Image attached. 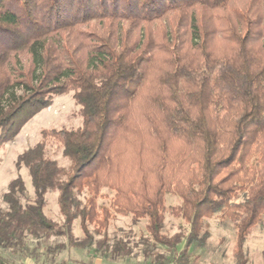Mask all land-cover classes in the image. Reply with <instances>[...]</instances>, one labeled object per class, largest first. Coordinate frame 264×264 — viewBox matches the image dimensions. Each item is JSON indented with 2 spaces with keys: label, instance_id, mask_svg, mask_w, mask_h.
I'll return each mask as SVG.
<instances>
[{
  "label": "trees",
  "instance_id": "16d2710c",
  "mask_svg": "<svg viewBox=\"0 0 264 264\" xmlns=\"http://www.w3.org/2000/svg\"><path fill=\"white\" fill-rule=\"evenodd\" d=\"M69 93L81 125L44 130L18 157L34 197L20 177L3 195L0 264L39 262L32 242L53 238L109 258L89 226L112 212L146 221L173 255L163 264H195L218 218L248 264L247 239L264 229V0H0V144ZM51 192L62 223L45 213ZM168 214L188 232L167 235Z\"/></svg>",
  "mask_w": 264,
  "mask_h": 264
},
{
  "label": "rangeland",
  "instance_id": "374dc122",
  "mask_svg": "<svg viewBox=\"0 0 264 264\" xmlns=\"http://www.w3.org/2000/svg\"><path fill=\"white\" fill-rule=\"evenodd\" d=\"M79 108L75 105L73 93L62 95L55 99L54 103L38 113L33 119L25 124L17 136L9 142L0 144V208H5L3 203V195L8 191L11 181L22 178L26 184L28 196L34 197V188L27 169L18 168L16 166L19 155L25 150L35 146L42 141V132L44 130L55 129H72L81 125V119L78 116ZM47 148L50 157L58 160L64 167H69V161L62 157V153L58 148V144L53 140H48ZM99 204H106L109 206L107 199H100ZM180 199L176 196L168 197V206H178ZM45 213L54 221L62 223L64 218L60 213L58 204V194L49 193L46 197ZM112 212L111 218L107 225L89 226L90 231L95 234L97 243H106L111 250L106 252V256L117 261L106 259L107 257H92V254H86L70 247L61 250L67 241L61 239H51L48 242L42 241L37 243L33 241L32 244L38 248L40 260L36 262L33 259L19 260V258H11L5 255L10 264H62L68 261H82L93 263L96 259H102L104 262H112L114 264H150L154 261H171L173 255L167 251L166 248L157 245L148 232L146 231V221L141 220L138 223L133 222L132 216L115 215ZM208 225L211 231V237L204 250L196 249L193 251V261L195 264H237L234 255L236 244V232L232 226L223 224L218 218L208 220ZM189 226L187 223L168 214L165 220V233L169 236L187 233ZM75 235L78 238H83L84 234L79 225V221L75 222ZM123 243L127 249L125 252L128 255L118 256L112 252V249L117 244ZM56 249L54 254L47 251L48 248ZM58 248V249H57ZM245 252L248 259V264H264V229L254 228L245 244ZM89 262V264H90ZM156 264H161L157 263ZM168 264V263H165Z\"/></svg>",
  "mask_w": 264,
  "mask_h": 264
},
{
  "label": "crops",
  "instance_id": "0c3cea01",
  "mask_svg": "<svg viewBox=\"0 0 264 264\" xmlns=\"http://www.w3.org/2000/svg\"><path fill=\"white\" fill-rule=\"evenodd\" d=\"M106 259H108V258H106ZM109 260L110 261L111 260L117 261V259H112V258H109ZM114 261L108 263V262H104L102 259L99 258V259H96V261H94L93 263H91L90 261L89 262H90V264H114L113 263ZM77 262L78 263H74L73 262V263H70V264H89V262H86V261L85 262H82V261H78L77 260ZM119 264H121V263H119ZM150 264H156V263L155 262H151ZM161 264H163V263H161ZM168 264H173V263H168Z\"/></svg>",
  "mask_w": 264,
  "mask_h": 264
}]
</instances>
